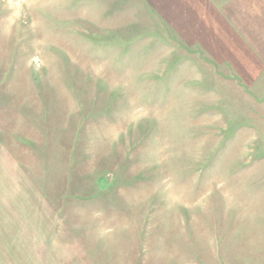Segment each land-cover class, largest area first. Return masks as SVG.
I'll list each match as a JSON object with an SVG mask.
<instances>
[{
    "label": "rangeland",
    "instance_id": "1",
    "mask_svg": "<svg viewBox=\"0 0 264 264\" xmlns=\"http://www.w3.org/2000/svg\"><path fill=\"white\" fill-rule=\"evenodd\" d=\"M152 4L0 0V264H264V98Z\"/></svg>",
    "mask_w": 264,
    "mask_h": 264
},
{
    "label": "crops",
    "instance_id": "2",
    "mask_svg": "<svg viewBox=\"0 0 264 264\" xmlns=\"http://www.w3.org/2000/svg\"><path fill=\"white\" fill-rule=\"evenodd\" d=\"M149 1L155 3L152 5L157 6L160 17H163L169 26H173L174 36L180 44L194 49V52L204 57L221 78L226 76L223 79H227L228 84H238L239 87L251 90V96L256 99L264 98V0ZM256 99L255 104H264ZM257 117L262 120L261 116ZM254 122L255 132H264L258 128L257 118H254ZM1 160V167L6 175L8 172V179L11 176V183H20L19 185L25 187L36 184L34 178L23 172L15 163H11V159ZM7 163L11 164V171H7ZM1 177L5 178L3 175ZM29 198L36 200L37 192L27 193L26 199ZM255 211L257 217L264 218V210L255 208ZM0 217L4 221L2 210ZM30 221L29 211L20 215L21 224H29ZM258 233H261V238L264 239V228ZM67 244V241L64 242L65 248ZM64 245L62 243L61 247L64 248ZM78 246L84 249L81 243ZM56 260L54 264H59L57 258ZM197 260L198 262L191 264H209L208 257Z\"/></svg>",
    "mask_w": 264,
    "mask_h": 264
}]
</instances>
